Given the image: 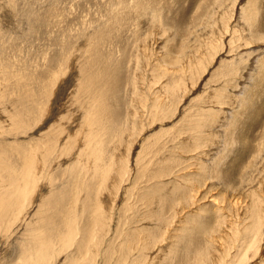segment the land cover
Segmentation results:
<instances>
[{"label": "rangeland", "instance_id": "374dc122", "mask_svg": "<svg viewBox=\"0 0 264 264\" xmlns=\"http://www.w3.org/2000/svg\"><path fill=\"white\" fill-rule=\"evenodd\" d=\"M234 5L236 12L233 26L235 23L238 26L237 18H240V11L245 6L247 16H256L260 12L258 20L262 21L264 29V14L261 12L264 11V0L262 3L260 0H0V94L6 93L5 100L0 97V126L5 121L4 126L8 125V111L19 112L23 103L28 108L26 133L14 135L11 130H20L15 129L14 124L11 128L7 125L0 127V153L7 154L10 164L19 172L21 164L16 160L18 147L26 145L35 153H43L45 150H40L45 149V141H39L42 136L54 135L62 128H65V133L68 132L66 137H61L65 133L60 136L61 155L55 158L52 165L45 167V178L37 177L39 183L25 202L26 208H23L21 218L12 220L16 223L6 232L7 237L6 233L0 234V264L20 262L25 243L21 238L26 237L27 224H35V214L43 201L42 197L48 202V198L53 195L64 196L68 192L69 205L76 214H80L79 202L84 189L93 196L95 194L96 202L100 201L110 222L106 221L105 236L99 239L101 244L98 251L95 244L94 251L82 250L79 257L74 258L79 261L78 264H84L89 259H94V264H199L203 255H210V262L216 261V256L221 260L224 241L234 235L231 225H237L238 222L240 227L246 225V220L241 218L243 213L237 219L231 212L233 204L237 201L244 203V200L248 203V199L244 193L246 186L242 185L241 170L234 174L230 167L237 170L241 168L244 175L252 170L257 176L263 174L256 158L257 154L264 155V71H261L264 70V63L256 69L257 73L261 71L260 74L256 73L263 97L256 98L261 99V103L250 99L239 103L231 96L226 98L223 106H219L217 96L224 99L223 92L236 87L240 80L242 89L248 91L243 83L250 84L252 79L248 75L243 78V75L257 58H251L250 61L248 57H243L245 63L240 65L241 70L236 74H233L237 71L235 68L239 67L234 66L244 53L264 51V42L259 41L248 51L245 50L248 48L238 47V38H231L230 33L225 35L217 32L219 45L214 56L219 53V58L213 60L209 54L211 52L201 57L202 70L195 76L197 83L191 84L190 79L185 81L190 88L187 86L188 91L181 97V102L171 97L174 82L168 85L167 81H174L181 75L177 71L184 65L176 64L182 54L180 49L186 47V40L191 42L211 29L216 28L218 31L223 28L222 15L225 11L230 12ZM254 5L257 6L254 8ZM232 39L236 40L235 43ZM162 54H167L164 62L159 61ZM234 59H237L235 63ZM261 61H264V56ZM174 68H177L176 71ZM224 69L232 71L229 77L234 76L233 81H224L223 76L227 72ZM97 77L105 78L107 82L100 90H111L109 94L119 92L117 97L109 100V104L116 103L117 107L120 104L121 132L89 138L86 136L89 118L85 109L90 106L94 115L93 105L96 97L101 95L94 91ZM242 106L246 107L245 110ZM262 108L261 120L249 131L251 119H248L247 112L252 115L256 109L261 111ZM133 109H136L138 130L134 125L135 120L132 119L131 123L129 120V112ZM225 115L230 118L225 120ZM242 119L250 122L246 124ZM240 120L243 122L239 125ZM192 122L200 124V129L189 127ZM235 125L241 126L240 132L235 129ZM79 126L80 130L83 128L82 131ZM247 131L249 135L246 138ZM240 137L243 142L250 139V143L243 161L236 163L233 159L244 150V145L239 142ZM214 139L217 145L213 143ZM91 142L98 146L105 145L106 160L115 159L114 169L106 168L110 177H113L114 172V179L93 176L92 167L82 165L76 159L81 149ZM72 146L75 147L70 151ZM111 153L113 156L110 158ZM36 154L38 157L40 153ZM125 158L129 161L128 165L124 162ZM51 179L54 185H51ZM0 181L1 186L3 181ZM160 183L163 187H159ZM262 186L264 188V184ZM61 190L66 192L63 194ZM150 192H155L153 195L158 194V197L151 199L147 195ZM74 195L78 197L74 198ZM101 196H105V199ZM93 201L95 203V199ZM223 205L227 210L224 220L220 209ZM49 211L52 216L58 212V207L53 206ZM83 221L84 216L80 217V223ZM200 223L204 225L203 228ZM235 241L236 244L231 245L233 248L228 249L231 254L228 253L229 256L221 260L223 264L264 263V236H257L256 241L251 240L249 244H243L239 238ZM258 243L261 245L258 246ZM53 248V256L60 255V261L56 264L63 263L75 252L74 246L68 254H58L62 250L56 249L57 245Z\"/></svg>", "mask_w": 264, "mask_h": 264}, {"label": "bare ground", "instance_id": "6f19581e", "mask_svg": "<svg viewBox=\"0 0 264 264\" xmlns=\"http://www.w3.org/2000/svg\"><path fill=\"white\" fill-rule=\"evenodd\" d=\"M221 1V0H220ZM224 1V0H223ZM227 1V0H225ZM234 1V0H232ZM240 1V0H239ZM247 1V0H246ZM214 2V1H213ZM215 3V2H214ZM237 3V2H236ZM239 3V2H238ZM243 3V2H242ZM250 3V2H249ZM260 3H262V0H260ZM228 4V3H226ZM247 4V3H245ZM258 4V2H257ZM214 6V4H212ZM231 5V4H230ZM229 5V6H230ZM238 5V4H237ZM212 6V7H213ZM228 6V5H227ZM233 6V4H232ZM257 5H254V8ZM211 7V8H212ZM214 8V7H213ZM237 8V6H236ZM215 9V8H214ZM222 9V8H221ZM220 9V10H221ZM259 9H261V6L259 5ZM210 10V9H209ZM219 10V11H220ZM225 10V9H223ZM237 10V9H236ZM240 10V9H238ZM208 12V11H207ZM225 11V13L222 15V21H223V28H219L218 31L216 28L211 29V31H209L206 34H201L199 38H195L194 40H192L191 42H189L188 40H186L185 45L186 47H184L182 50L180 49V52L182 51V54L179 56V58L177 59L178 64L183 63L184 67L182 66V69H180L178 72H181V75H178L177 79L172 81L171 79L168 82V85L171 84V82H174V85H172V89L173 92L170 93L171 97H174L175 99H180V102L182 101L181 97L185 94V92L188 91L187 86L189 83L185 82L186 80L190 79V83L193 85H196V81H195V76L196 74L202 70V59L201 57L207 52H211L209 54L212 55V59L214 60L215 58H219L218 56L219 53H217L214 56V52L217 48L218 44V39H217V32L218 33H223L225 35L229 34L232 35L231 38H238L235 41L239 43L238 47H245L248 50L251 49V47L253 45H256L259 43V41H263L264 42V29H262V21L258 20V17H260V12L258 13V15L256 14V16H254L253 14H250V16H247L246 14V7L243 6L242 10L240 11V18H237V23L238 26H236L234 24L233 26V18L235 20V5L234 7H232V9L230 10V12ZM238 12V11H237ZM255 12V11H254ZM261 12L264 11L261 10ZM213 13V12H212ZM220 13V12H218ZM256 13V12H255ZM206 14V12H205ZM221 15V13H220ZM239 15V14H237ZM197 16V15H196ZM217 16V15H216ZM209 17V16H208ZM214 17V16H213ZM220 18V17H219ZM206 19V18H205ZM211 19V18H210ZM216 19V18H215ZM218 19V18H217ZM209 19H207L206 21H208ZM220 20V19H219ZM210 21V20H209ZM208 21V22H209ZM212 21V19H211ZM214 21V20H213ZM205 22V20H204ZM158 26L159 24L156 23ZM212 25L211 23H208V25ZM219 26V25H218ZM210 27V26H209ZM202 28V27H201ZM262 32V33H261ZM198 34V33H197ZM195 35V34H194ZM196 36V35H195ZM194 36V37H195ZM192 37V36H191ZM221 37V36H220ZM224 37V36H223ZM226 37V36H225ZM190 40V39H189ZM231 41V40H230ZM240 41V42H239ZM96 43V42H95ZM94 43V44H95ZM233 43V41H232ZM225 46V45H224ZM149 47V46H148ZM223 47V46H222ZM94 48V47H93ZM226 49V48H225ZM179 52V53H180ZM220 52V51H219ZM237 52V51H236ZM164 53V52H163ZM250 53V52H247ZM244 53L243 56H241L240 58L234 59V63L237 60V64L234 67H239L238 69L235 68L237 71H235L236 74L238 72V70H241L240 65L244 62L242 61L243 57H248V59L251 61L252 59H256V62L252 63L250 68L246 71V74L243 75V78H245L247 75L249 76L250 79H252L250 84H246L243 83V86H246L248 88V91H246L245 89H242L241 87V83L242 80L239 81L238 85L234 88H229L231 90H229L228 92H223V96L224 99L222 98V96H217L218 97V102L217 104L219 106H223L224 103L226 102V98L227 97H231L233 96V100H235L236 102H243L244 100H248L250 99V101H255L259 104L261 103V99L262 97V93L260 92V83L258 82V76L257 74H260L261 71L264 70H259L258 73L256 72L257 67L261 66V64L264 63V61L262 62V58L264 56V51L262 50H258L256 52L247 54ZM98 55H100L97 52ZM142 54V53H141ZM141 56V55H140ZM167 54H162L159 57V61L160 62H164V59L166 58ZM259 57L261 59H259ZM143 58V56L141 57ZM153 58V57H152ZM142 60V59H141ZM212 60V61H213ZM223 60V59H222ZM226 60V59H225ZM216 61V59H215ZM227 61V60H226ZM242 61V62H241ZM250 61H248V65L250 63ZM136 62V61H135ZM143 60H142V64L143 65ZM245 63V62H244ZM118 64V63H117ZM164 64V63H163ZM126 65V64H125ZM223 65V64H222ZM123 66V65H122ZM134 66V65H133ZM117 69H119V64L116 66ZM143 67V66H142ZM160 67V66H159ZM162 67H165L164 65H162ZM170 67V66H169ZM134 68V67H133ZM124 69V68H123ZM176 71L177 68H174ZM260 69V68H259ZM114 70V69H113ZM225 70V69H224ZM138 71V70H136ZM171 71V70H170ZM227 71V69L225 70ZM168 72V71H167ZM231 70H228L226 73H224V81H233L235 78L234 76L229 77L231 74ZM240 72V71H239ZM80 73V72H79ZM257 73V74H256ZM86 76H88L85 73ZM168 75V74H167ZM201 75V74H200ZM117 76V75H116ZM141 76V73H140ZM260 76V75H259ZM229 77V78H228ZM262 77V76H261ZM80 79V78H79ZM146 79V78H145ZM144 79V80H145ZM262 79V78H261ZM260 79V80H261ZM139 80H142L141 78ZM91 81V80H90ZM77 82V81H76ZM189 82V81H188ZM107 82L105 81V78H98L97 77V85L96 88H94L95 93L97 94V92H100L101 95H99L98 97H96V102L93 105V107L95 106V113L94 115L91 112V108L90 106H87L86 110V114L89 118V131L87 129L86 131V136L89 138H94L95 136H102V135H107V134H111L115 135L116 132H121L120 130V123H121V112H120V104L117 107L116 103L115 104H109V100L111 98H115L117 97L119 92H113L111 94L108 93V91L111 90H103V88L100 90L101 87L105 86ZM142 83V82H141ZM140 83V84H141ZM232 83V82H231ZM230 83V84H231ZM81 84H79L80 86ZM249 85V86H248ZM143 87V86H142ZM140 87V88H142ZM177 87V88H175ZM189 87V86H188ZM190 88V87H189ZM262 88V87H261ZM145 89V88H144ZM51 90V89H50ZM225 91V89H223ZM246 91V92H245ZM214 92V91H213ZM221 92V91H220ZM142 93V91H141ZM212 93V92H210ZM264 93V92H263ZM93 95V94H92ZM137 95V94H136ZM144 95V94H143ZM155 96V95H154ZM159 96V95H158ZM261 96V99L256 98ZM264 96V95H263ZM0 97L5 100L6 99V93L4 95L0 94ZM135 98V96H133ZM170 97V98H171ZM253 97V98H252ZM162 98V97H160ZM154 99V98H153ZM156 99V98H155ZM163 99V98H162ZM207 100V99H206ZM135 101V99H134ZM140 101V100H139ZM163 101V100H162ZM165 101V99H164ZM169 101V99H168ZM171 101V100H170ZM169 101V102H170ZM174 101V100H173ZM249 101V102H250ZM25 102V101H23ZM158 102V101H157ZM205 102V101H204ZM209 102V101H208ZM231 102V101H230ZM86 103V102H85ZM88 103V102H87ZM167 103V102H166ZM174 103V102H173ZM176 103V102H175ZM174 103V104H175ZM207 103V102H206ZM20 104H22V102H20ZM118 104V102H117ZM158 104V103H157ZM244 105V104H242ZM252 105V104H250ZM256 106V103L254 104ZM77 106V105H76ZM173 106V104H172ZM175 106V105H174ZM79 107V106H77ZM125 108V106H123ZM161 107V106H160ZM245 106H242V109ZM250 107V106H247ZM122 108V105H121ZM138 108V107H137ZM166 108V107H165ZM231 108V107H230ZM246 108V107H245ZM244 108V110H245ZM257 108V107H255ZM170 109V108H169ZM173 108H171L172 111ZM176 109V108H175ZM178 109V108H177ZM73 110V109H72ZM82 110V109H81ZM164 110V108H163ZM12 110L8 111L9 115H7L8 118V127L11 128V126L14 124V128L15 129H20V130H11L12 133L15 134H19V133H26L27 132V122H26V112L28 111V108L26 106V103H23V108L18 112H11ZM179 111V110H178ZM263 111V108L261 111H257V109L253 112L252 115L248 114L247 112V116L249 117L248 119H251V124L249 127V131L252 130V128H254L255 126L258 125L259 121L261 120V114ZM69 112V111H68ZM79 112V111H78ZM167 112V111H166ZM186 112V111H185ZM244 112V111H242ZM152 113V112H151ZM171 113V112H170ZM173 113V112H172ZM241 113V112H240ZM71 114V112H70ZM204 114V113H203ZM211 115V114H210ZM129 116H130V123L131 120H135L134 125L135 127H137V114H136V109H133L129 112ZM139 116V115H138ZM149 116V115H148ZM151 116V115H150ZM242 116V115H241ZM168 117V116H167ZM191 117V115H190ZM240 117V116H239ZM158 118V116H157ZM189 118V117H188ZM188 118H185V120ZM230 118L229 115H225L224 119L228 120ZM238 118V116H237ZM243 118V117H242ZM247 118V117H245ZM244 118V119H245ZM190 119V118H189ZM198 119V118H197ZM241 119V117H240ZM62 120V119H61ZM77 120V119H75ZM161 120V119H160ZM171 120V119H170ZM199 120V119H198ZM243 120V119H242ZM189 121V120H188ZM184 122L186 124H188L189 122ZM206 121V119H205ZM238 121V119H237ZM244 121V120H243ZM243 121H239V125L243 122ZM71 122V121H70ZM74 122V121H73ZM77 122V121H76ZM87 122V121H86ZM85 122V123H86ZM200 122V121H199ZM204 122V121H203ZM201 122V123H203ZM246 122V121H244ZM247 122H250V120H247ZM246 122V124H247ZM6 123V121L4 122ZM4 123L0 126L1 128L3 127H7L6 125L4 126ZM67 123V122H66ZM72 123V122H71ZM70 123V124H71ZM84 123V124H85ZM124 123V122H123ZM140 123V122H139ZM192 127L193 129H196L197 127H199L200 129V124H196L195 122H192ZM191 124V122H190ZM210 124V123H209ZM68 125V123H67ZM239 125H235V129L239 131L240 127ZM70 126V125H69ZM82 126V125H81ZM79 126V130L80 127ZM103 128H98L96 129V127H102ZM243 126V124H242ZM0 128V131H1ZM78 128V126H77ZM83 130V128H81ZM140 129V127H139ZM182 129V128H181ZM187 129V128H186ZM207 129V128H206ZM80 130V131H82ZM85 130V129H84ZM138 130V127H137ZM204 130V128H203ZM68 131V129H67ZM70 131V130H69ZM125 131V129L123 130ZM249 131H247L246 133V138L249 135ZM7 132V131H6ZM74 132V131H73ZM194 132V131H193ZM200 132V131H199ZM210 132V131H209ZM240 132V131H239ZM238 132V133H239ZM1 133V132H0ZM2 133H5L4 131H2ZM10 133V132H9ZM63 133H65V128H62L59 133L56 134H47L45 136H42L40 138L39 141L44 142L45 141V149H39L40 151L45 150L43 153L42 152H36V153H40L42 154L41 157L40 154H38L39 156L37 157L36 153L34 152V150H32L31 148H29L26 145H21L20 147L17 148L16 150V160L18 163H20V171L18 172L16 170V168L10 164L9 160H8V155L5 153H0V180L3 181V184H1L0 186V234H5L6 232H9L13 225L16 223V221L18 219L21 218V214L23 211V208L25 207V202L30 199V195L33 192V190H35V186L36 184L39 183V178H45V167H49L50 165H52L55 162V158L59 157V155H61V151H60V147H61V143L60 140L62 139L61 137H66V132L65 136H61ZM184 134V132H182ZM190 133V132H189ZM207 133V132H206ZM205 133V135H206ZM83 133L81 132V135ZM121 134V133H120ZM123 134V133H122ZM133 134V133H132ZM131 134V135H132ZM176 134V133H175ZM1 135V134H0ZM39 135V134H38ZM74 135V133H73ZM80 135V136H81ZM130 136V134H128ZM185 135H187V133L185 132ZM192 135V133L190 134V136ZM195 135V134H194ZM209 135V133H208ZM61 136V137H60ZM79 136V139L81 138ZM196 136L197 133H196ZM131 137V136H130ZM61 138V139H60ZM191 138V137H189ZM188 138V139H189ZM208 138V137H207ZM87 139V138H86ZM78 140V138H77ZM85 140V139H84ZM212 140V139H211ZM83 141V140H82ZM87 141V140H86ZM188 141V140H187ZM216 140L214 139L213 143ZM230 142V141H229ZM239 142L244 145V150H242L241 152L238 153V155L235 157V159H233L236 163H241L243 161V158L246 155V152L248 151L249 148V143H250V139L246 142H243V138L240 137L239 138ZM187 143V142H186ZM212 143V144H213ZM219 143V141L217 142ZM40 144V143H38ZM86 144V143H85ZM215 144V143H214ZM37 146V143L35 144ZM42 145V144H41ZM40 147L42 148V145ZM126 145V144H125ZM217 145V144H215ZM213 145V146H215ZM35 146V147H36ZM83 146V145H82ZM105 145L103 144L102 146H98L97 144L95 145L94 143H89L86 144L85 147L83 149H81V151L79 152L77 158L75 157V155H73L76 159H78V161L82 164L85 165L87 167H92L93 171L92 174L93 176H103L104 179L106 180L108 177H110L108 175V169H114V162L113 159L110 160L109 158L106 160V154H105V150L103 149ZM34 147V145H33ZM32 147V148H33ZM34 147V149H35ZM38 147V146H37ZM39 147V148H40ZM75 146H72L70 148V151L74 149ZM127 147V146H126ZM80 148V147H79ZM125 148V147H124ZM128 148V147H127ZM130 148V147H129ZM2 150V149H1ZM38 150V151H39ZM128 150V149H127ZM127 153V151H126ZM125 153V154H126ZM210 153V152H208ZM36 154V155H35ZM55 154V155H54ZM74 154V153H72ZM71 154V155H72ZM117 154V153H116ZM54 155V157H53ZM127 155V154H126ZM10 156V155H9ZM72 156V157H73ZM113 156V153H111L110 158ZM71 157V156H70ZM127 157V156H126ZM211 157V156H210ZM256 158V162H257V166H261L260 168L263 169V174L262 176H257L256 173H254V171H249L248 173H246L245 175L243 174V170L240 168L239 170L237 169H232L230 167V171L233 172L234 174H236L237 172L241 173V176L243 177V181H242V185L246 186V190H245V196H246V200L248 199V203H244L243 201H237L235 204H233V212L234 215L236 216V218L238 219L241 214L243 213L241 218H244L246 220V225L244 227H240L239 226V222L237 225L232 224L231 228L234 231V235H232L227 241H224V253L222 252L221 255V260L227 258L228 253V249L233 248L231 245L232 244H236L235 240H238V238L243 242V244H249V242H251V240L256 241L257 236H264V194L263 196L261 195L262 193H264V188H263V184H264V155H260L257 154ZM51 159H52V163H51ZM210 159V158H209ZM74 160V159H73ZM115 160V159H114ZM68 162V160H67ZM123 162V161H122ZM121 162V163H122ZM124 162L126 165L129 164V161L125 158ZM197 163V162H196ZM232 164V163H231ZM55 165H57V163H55ZM63 165V164H62ZM229 165V163H228ZM59 166V165H58ZM53 167V166H52ZM67 167V165H66ZM118 167V166H117ZM227 167V166H226ZM58 171H59V167ZM54 169V170H57ZM62 168V166H61ZM123 168V167H122ZM229 168V166H228ZM259 168V169H260ZM51 170V168H49ZM106 169V171H105ZM119 169H121L119 167ZM127 174V169L124 168ZM39 170V171H38ZM49 170V171H50ZM6 171V174L3 175V172ZM62 170H60L61 172ZM76 171V170H75ZM90 171V170H89ZM120 171V170H119ZM124 171V170H122ZM225 171V170H224ZM117 172V171H116ZM50 173V172H49ZM53 173V172H52ZM120 173V172H119ZM123 174V172H121ZM120 173V174H121ZM90 174V173H89ZM119 174V175H120ZM256 174V175H255ZM60 175V173H59ZM91 175V174H90ZM114 172H113V177H110L111 179H114ZM40 176V177H39ZM56 176V173H55ZM92 176V177H93ZM231 176L233 177V174H231ZM39 177V178H37ZM58 177V176H57ZM91 177V176H90ZM99 177V176H98ZM97 178V177H96ZM127 178V176H126ZM48 179V178H47ZM65 179V178H64ZM62 179V180H64ZM85 179V178H84ZM93 179V178H92ZM98 179V178H97ZM109 179V178H108ZM192 179V178H191ZM53 179H51V185H54ZM59 180V179H58ZM100 180V179H99ZM208 180V179H207ZM50 181V180H49ZM67 181V180H66ZM84 181V180H83ZM82 181V184H83ZM98 181V180H97ZM1 182V181H0ZM69 182V181H67ZM80 182V181H79ZM101 182V181H100ZM105 182V181H104ZM109 182V181H107ZM113 182V181H112ZM117 181H115L116 183ZM196 182V181H195ZM207 182V181H206ZM87 183V182H86ZM93 183V182H92ZM96 183V182H95ZM106 183V182H105ZM114 183V184H115ZM190 183V182H189ZM65 184V183H64ZM71 184V183H70ZM79 184V183H78ZM81 184V185H82ZM108 184V183H107ZM110 184V183H109ZM108 184V185H109ZM118 184V183H117ZM116 184V185H117ZM195 184V183H194ZM65 185H69V184H65ZM161 183L159 184L160 187ZM49 186V185H48ZM56 186V185H55ZM54 186V187H55ZM70 186V185H69ZM107 186V185H106ZM112 186V184H111ZM121 186V184H120ZM163 187V185H161ZM202 186V185H201ZM248 186V189H247ZM262 186V188H261ZM41 187V186H40ZM105 187V186H104ZM110 186H108L109 189ZM167 187V184L166 186ZM84 188V186H83ZM122 188V187H121ZM156 188V187H154ZM204 188V187H203ZM70 189V188H69ZM80 189V188H79ZM98 189V188H97ZM167 189V188H166ZM207 189V188H206ZM37 190V189H36ZM66 190V188H65ZM115 190V189H113ZM120 190V189H119ZM154 190V189H153ZM194 190V189H193ZM191 190V191H193ZM203 190V189H202ZM224 190V189H223ZM38 191V190H37ZM84 191V195L83 197L80 199L79 204L81 203V213L80 214H76L74 212V208L71 207L67 201V199H69V195L68 192L66 191H62L63 194L64 192L65 195L64 196H55L53 195L52 198H48L49 201L46 202L43 198L42 203L39 205V207L37 208V212L35 214L36 219L35 220V224H27V232H26V237H22L21 239H24L25 243H24V248L22 249V254L20 255V262L16 263V264H56L57 261H60V255L58 256H53L52 251L54 250V246L57 245L56 249H61L62 251H59L58 254H62V253H69V251L73 248V246L75 247V252L72 253V255L70 257H67L62 264H78L79 261L74 259L76 258L80 252H82V250L86 251V250H90V251H94L96 247H94V244L97 246V251L100 247L99 243V239L101 240L104 236H105V232H104V228H106V222L109 218H108V213H106L102 207V205L100 204V201L98 200V202H96V196L94 194L91 195L90 192H85ZM92 191V190H91ZM105 191V189H104ZM102 191V192H104ZM108 191V190H107ZM48 192V191H47ZM82 192V191H80ZM79 192V193H80ZM106 192V191H105ZM110 192H111V188H110ZM225 192V191H224ZM227 192V191H226ZM231 192V191H230ZM83 193V192H82ZM115 193V192H114ZM117 193V192H116ZM119 193V191H118ZM153 193L155 192H150L149 194H147L148 196H151V199L154 200V198L157 196L158 194L155 196L153 195ZM158 193V191H157ZM37 194V192H36ZM46 194V193H45ZM55 194V193H54ZM106 194V193H105ZM112 194V193H111ZM120 194V193H119ZM229 193H226V195ZM233 194V193H232ZM48 195V194H47ZM108 195V194H107ZM45 196V195H44ZM82 196V195H81ZM115 196V195H114ZM35 197V195H34ZM74 198H77L75 195L73 196ZM95 197V198H94ZM102 198L105 196H101ZM47 198V197H46ZM98 198V197H97ZM101 198V199H102ZM109 198V196H108ZM71 199V198H70ZM95 199V203L94 200ZM105 199V198H103ZM107 199V198H106ZM111 199V198H110ZM115 199V198H114ZM159 198H157L158 200ZM35 200V199H34ZM74 200V199H73ZM116 200V199H115ZM152 200V201H153ZM182 200V199H181ZM183 201V200H182ZM29 202V201H28ZM46 202V203H45ZM70 202V201H69ZM72 202V201H71ZM104 202V201H103ZM106 202H104L105 204ZM108 203V202H107ZM158 203V202H157ZM244 204L245 206L241 205ZM34 204H36L34 202ZM38 204V203H37ZM110 205V203H108ZM114 204V202H113ZM69 205V206H68ZM75 205V204H74ZM112 205V203H111ZM53 206L58 207V212L52 216H50V208L52 209ZM76 206V205H75ZM108 206V205H107ZM106 206V207H107ZM186 206V204H185ZM189 206V205H188ZM31 207V206H30ZM137 209H139V206L137 205ZM184 207V206H183ZM231 207V206H230ZM228 206V208H230ZM26 208V207H25ZM105 208V207H104ZM109 208V206H108ZM107 208V209H108ZM28 209V208H27ZM31 209V208H30ZM78 209V208H77ZM220 209L222 210L223 213V220H224V214H225V210L226 208H224L223 206H220ZM106 210V208H105ZM109 212L110 209H108ZM193 210V209H191ZM189 211V210H188ZM227 211V210H226ZM28 212V210H27ZM80 212V211H78ZM141 212V211H140ZM148 212V211H147ZM152 213V211H150ZM149 212V213H150ZM26 213V212H25ZM29 213V212H28ZM35 213V212H34ZM187 213V210L186 212ZM24 214V213H23ZM141 214V213H140ZM143 214V213H142ZM146 214V212H145ZM231 214V213H230ZM27 215V214H26ZM38 217H37V216ZM111 215V214H110ZM85 217V222L83 221V223H80V217ZM126 216V215H125ZM140 216V215H139ZM185 216V215H184ZM231 216V215H230ZM11 217V218H10ZM32 217V216H31ZM228 217V216H227ZM134 218V217H133ZM16 219L15 222H13L12 220ZM111 219V218H110ZM132 219V218H131ZM139 219V218H138ZM229 219H231L229 217ZM31 220V219H30ZM33 220V221H34ZM84 220V219H83ZM129 220V219H128ZM110 222V220H108ZM112 221V220H111ZM82 222V221H81ZM170 223V222H169ZM111 225V224H110ZM189 225V224H188ZM201 228H203V224L200 223L199 224ZM221 225V224H220ZM15 226V225H14ZM182 226V225H181ZM223 226V225H222ZM187 227V226H186ZM109 228V227H108ZM137 228V227H136ZM151 228V227H149ZM112 229V226L110 228V231ZM143 229V228H142ZM177 229V228H176ZM224 229V228H223ZM16 230V229H15ZM229 231V229H227ZM226 230V231H227ZM14 232V230H12ZM124 231V230H123ZM143 231V230H142ZM183 231V230H182ZM222 231V230H221ZM141 232V231H140ZM155 232V231H154ZM224 232V231H223ZM108 233V232H107ZM225 233V232H224ZM10 234V233H9ZM147 234V233H146ZM98 235V236H97ZM2 236V235H1ZM6 237L8 236L7 233L5 235ZM194 236V235H193ZM20 237V236H19ZM18 237V238H19ZM131 237V236H130ZM143 238V237H142ZM7 239V238H5ZM9 240V239H8ZM173 240V239H172ZM6 241V240H5ZM104 241V240H103ZM106 241V240H105ZM108 241V240H107ZM128 241V240H127ZM97 242V243H96ZM260 242V241H258ZM107 243V242H106ZM146 243V242H145ZM148 243V242H147ZM227 244V245H226ZM135 245V244H134ZM169 245V244H168ZM261 244L258 243V246H260ZM140 246V244H139ZM138 246V247H139ZM123 247V246H122ZM134 247V246H133ZM144 247V246H143ZM142 247V248H143ZM149 247V246H148ZM172 247V246H171ZM237 247V246H235ZM127 248V247H126ZM128 249V248H127ZM248 248H246L247 250ZM17 250V249H16ZM186 251V250H185ZM230 251V250H229ZM137 252V251H135ZM218 252V251H217ZM216 252V253H217ZM125 253V251H124ZM138 253V252H137ZM151 253V252H150ZM221 252H219L220 255ZM234 253V251L232 252ZM96 254V253H95ZM98 254V253H97ZM231 254V253H230ZM162 255V254H161ZM79 257V256H78ZM163 258V257H162ZM215 258V257H214ZM229 258V257H228ZM231 258V256H230ZM233 258H231L232 260ZM156 260V259H155ZM214 260V259H212ZM219 259L218 256H216V261L210 262V255H203L200 258V263L199 264H223L222 261ZM30 261H32V263H30ZM94 259H89L86 260V262L84 264H94ZM144 262V261H143ZM60 263V264H61ZM162 263V262H161ZM83 264V263H82ZM142 264V263H141ZM146 264V263H145ZM148 264V263H147ZM264 264V263H263Z\"/></svg>", "mask_w": 264, "mask_h": 264}]
</instances>
